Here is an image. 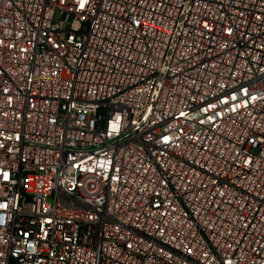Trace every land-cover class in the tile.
<instances>
[{
    "label": "built area",
    "instance_id": "obj_1",
    "mask_svg": "<svg viewBox=\"0 0 264 264\" xmlns=\"http://www.w3.org/2000/svg\"><path fill=\"white\" fill-rule=\"evenodd\" d=\"M0 264H264V0H0Z\"/></svg>",
    "mask_w": 264,
    "mask_h": 264
}]
</instances>
